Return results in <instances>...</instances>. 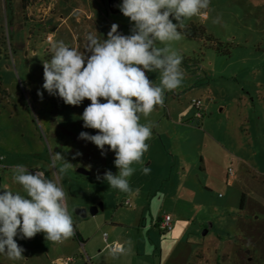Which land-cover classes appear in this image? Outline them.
<instances>
[{
  "label": "rangeland",
  "instance_id": "rangeland-1",
  "mask_svg": "<svg viewBox=\"0 0 264 264\" xmlns=\"http://www.w3.org/2000/svg\"><path fill=\"white\" fill-rule=\"evenodd\" d=\"M120 4L122 0H26L27 21L20 0H5L4 12L1 5L0 34L5 32L4 42L12 35L18 45L12 53L6 42L0 56V155L9 165L6 188L14 192L17 186L12 165L40 169L53 178L52 153L60 152L73 165L59 178L69 211L102 202L107 222L116 223L127 237L125 244L132 240L133 249H139V264H159V248L166 253L160 264H264V0H211L208 14L187 20L182 39L171 43L190 76L166 93L177 96L191 81L199 86L202 94L195 98L209 105L206 123L194 118L191 125L202 131L185 133V141L165 114V103L147 118L141 115L140 123L152 124V136L129 178L138 193L110 188L103 175L118 173L115 153L105 146L101 155L94 143L79 138L81 132L97 134L82 120L91 101L67 105L42 87L43 62L51 58L55 41L83 51L89 32L103 40L117 24L118 32L131 34L133 22ZM38 7L43 15L35 24ZM49 13L53 26L48 29ZM217 16L220 22L214 24ZM48 34L51 42L45 39ZM147 76L155 81L158 74ZM165 212L173 225L177 222L174 232L151 225ZM80 253L86 259L82 249Z\"/></svg>",
  "mask_w": 264,
  "mask_h": 264
},
{
  "label": "clouds",
  "instance_id": "clouds-1",
  "mask_svg": "<svg viewBox=\"0 0 264 264\" xmlns=\"http://www.w3.org/2000/svg\"><path fill=\"white\" fill-rule=\"evenodd\" d=\"M210 3L211 0H122L120 11L133 22L130 35L121 34L118 25L113 24L103 40L89 32L83 51L62 40L51 45V58L43 62L42 87L67 105L91 101L82 120L85 128L97 130V134L81 132L79 138L94 143L101 155H105V146L115 153L118 173L106 171L103 175L110 188L123 193L139 192L132 188L129 178L136 171L133 165L141 163L149 150L147 141L152 136V124L140 123L141 115L147 118L156 106L164 105L166 92L181 87L185 79L183 57L171 43L182 39L187 20L208 14ZM212 22L219 23L220 18ZM148 72L157 73V79L150 80ZM37 94L43 98L42 92ZM52 162L51 179L44 171L32 174L25 165H15L11 169L13 180L23 194L9 189L0 194V255L9 260L24 259V249L15 239L18 234L21 239H31L44 233L52 242H63L75 234L68 194L59 179L73 165L56 151ZM57 162L60 165L55 167ZM142 172L147 175L150 168L145 166Z\"/></svg>",
  "mask_w": 264,
  "mask_h": 264
},
{
  "label": "crops",
  "instance_id": "crops-1",
  "mask_svg": "<svg viewBox=\"0 0 264 264\" xmlns=\"http://www.w3.org/2000/svg\"><path fill=\"white\" fill-rule=\"evenodd\" d=\"M51 3V2H50ZM2 8L4 12L5 8V0H2ZM0 5V7H1ZM50 6L52 5L49 4ZM48 5L49 12L52 13V7ZM21 6V2H20ZM38 13H35L34 19H36L35 24H37V17H41L43 14L39 13V7L36 8ZM48 11V10H47ZM22 17L24 21H27L25 19V16L27 17L29 15V6L26 5L24 9L21 7ZM50 13L47 19H49L48 23V29L53 26V23L51 22ZM81 18H77L76 21L80 22ZM29 21V20H28ZM2 22L0 18V23ZM30 22V21H29ZM32 22V23H33ZM33 23V24H34ZM1 26V24H0ZM11 26V25H10ZM57 26L54 27L56 29ZM10 29H14L13 27H10ZM31 29V28H30ZM29 29L31 33V30ZM35 29V28H33ZM37 29H40V26H37ZM6 31V30H5ZM7 35V34H6ZM5 32L0 34V56L1 53L4 51L3 47L5 43L7 42V45L10 47L11 52L15 53V46L16 43L12 39V35H9L8 41L4 42ZM27 44V42H26ZM24 48V47H23ZM18 51V49H17ZM26 54V53H25ZM27 55V54H26ZM25 58V56H24ZM195 69V68H194ZM152 74V72L146 73ZM185 74L187 72L185 71ZM190 75L187 74L185 76L186 78ZM204 76V75H203ZM205 77V76H204ZM200 80V79H199ZM192 82V81H191ZM189 82L190 86L187 88H184V90L181 91V94L177 96L171 97L170 93H166L165 95V106H163V109L165 111V114L167 115L168 119H173V129L179 130L181 137L184 139V134L187 132H201L202 129L199 126H193L191 123L193 122L194 116H193V108L191 106V100L195 98L196 96H199V94H202V91H199V86L192 85V83ZM200 84H203L201 82ZM1 86V82H0ZM4 89V88H3ZM205 110L207 111L209 109V105H204ZM195 120H198L199 122H202V126L204 123H206L205 118H201V120L195 118ZM162 121V120H160ZM174 159V158H173ZM173 164L176 163L173 160ZM9 165H6L3 163V167L0 168V194L4 189L6 188L5 185V170L6 167ZM15 166V165H12ZM40 169H34V171H30L32 174H35V172ZM42 171V170H40ZM228 175V178H232L234 175L231 174ZM14 192H21L23 194L22 188L17 184V186H14ZM176 191V188L173 184V192ZM93 205L100 204V207H98L97 211L94 214H90L88 212V208L93 206L92 202L89 205L81 204L79 206L71 207L70 212L72 215V219L74 222V236L69 238L68 240H65L63 242H52L47 241L44 233H38L35 235L34 238L31 239H21L20 235L18 234L17 237H15L17 243L19 246H21L24 249L23 256L24 259L20 261H12L9 260L6 256L0 255V264H59L58 260L63 257L72 256L73 260L67 264H88V260H91L92 264H139V249H133L134 244L133 241L129 243L127 242V237L123 235V232L118 230L116 223L111 221L107 222V214L104 212H101L103 210V203L102 202H93ZM81 208H85L86 213L85 215H80L78 210H81ZM143 211H140L138 215V219L142 218ZM167 213V212H165ZM164 213V214H165ZM162 215H159L156 220L151 221L152 226H157V221L161 218ZM172 218V217H171ZM177 222L173 225L172 222V228L170 229L172 232L176 230ZM103 228H107V230H104ZM107 233L106 240L103 237L102 233L104 231ZM102 231V233H101ZM111 241H117L119 243H122L123 245V251L118 252L115 251V255H113V250H110L105 247L106 242ZM136 245L138 246V240H136ZM135 245V247H136ZM81 249L83 250L84 254L87 256L86 259L81 256ZM164 250L159 248V264L163 261V257L165 256ZM138 255V256H137ZM155 256V254H153Z\"/></svg>",
  "mask_w": 264,
  "mask_h": 264
},
{
  "label": "built area",
  "instance_id": "built-area-1",
  "mask_svg": "<svg viewBox=\"0 0 264 264\" xmlns=\"http://www.w3.org/2000/svg\"><path fill=\"white\" fill-rule=\"evenodd\" d=\"M45 39H46V41L51 42L52 41V35L48 34ZM191 106L193 108L194 118L201 119L203 117L204 112H205V106L203 105L201 100L197 99V98H193L191 100ZM2 161H3V156L0 155V168L3 167ZM228 174L229 175L232 174L231 169L228 170ZM156 224H157L158 228H160L161 230H164V231L170 230L172 228L171 215L168 213L163 214L161 216V218L157 221ZM103 237L106 240V237H107L106 233H103ZM105 247L110 249V250H113V251H118V252L123 251L122 243H119L117 241L106 242ZM72 260H73L72 256H67V257L60 258L58 260V263L59 264H67V263L71 262Z\"/></svg>",
  "mask_w": 264,
  "mask_h": 264
},
{
  "label": "water",
  "instance_id": "water-1",
  "mask_svg": "<svg viewBox=\"0 0 264 264\" xmlns=\"http://www.w3.org/2000/svg\"><path fill=\"white\" fill-rule=\"evenodd\" d=\"M98 207H100V204L93 205V206H91V207L88 208V212L90 214H94L97 211ZM76 212H78L80 215L83 216V215H85L86 210H85V208H81V210H78ZM203 232H205V229L203 230Z\"/></svg>",
  "mask_w": 264,
  "mask_h": 264
},
{
  "label": "trees",
  "instance_id": "trees-1",
  "mask_svg": "<svg viewBox=\"0 0 264 264\" xmlns=\"http://www.w3.org/2000/svg\"><path fill=\"white\" fill-rule=\"evenodd\" d=\"M20 2H21V7H22V9H24V7L26 6V0H20ZM193 25L191 24L188 28L189 29H193Z\"/></svg>",
  "mask_w": 264,
  "mask_h": 264
}]
</instances>
